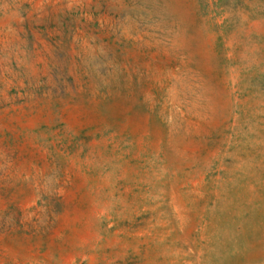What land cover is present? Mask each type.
Here are the masks:
<instances>
[{
	"label": "rangeland",
	"instance_id": "1",
	"mask_svg": "<svg viewBox=\"0 0 264 264\" xmlns=\"http://www.w3.org/2000/svg\"><path fill=\"white\" fill-rule=\"evenodd\" d=\"M0 264H264V0H0Z\"/></svg>",
	"mask_w": 264,
	"mask_h": 264
}]
</instances>
